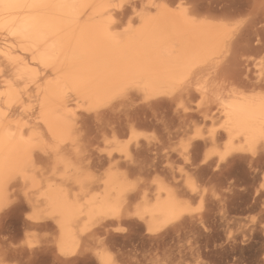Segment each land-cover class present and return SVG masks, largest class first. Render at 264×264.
<instances>
[{
  "label": "bare ground",
  "instance_id": "bare-ground-1",
  "mask_svg": "<svg viewBox=\"0 0 264 264\" xmlns=\"http://www.w3.org/2000/svg\"><path fill=\"white\" fill-rule=\"evenodd\" d=\"M191 4L0 0V264H44L39 253L51 264L105 256L115 264H264L260 186L237 188L225 171L212 195L218 214L190 211L211 167L264 156V7ZM128 7L124 22L118 15ZM181 74L190 79L172 94ZM198 85L207 89L203 104ZM59 127L75 141L60 144ZM149 129L155 138L141 132ZM197 130L204 139L193 140L186 163L177 146ZM255 143L253 155L246 149ZM225 150L214 161L211 153ZM174 159L185 167L175 171ZM185 174L202 191L192 193ZM30 232L42 236L36 247L25 243Z\"/></svg>",
  "mask_w": 264,
  "mask_h": 264
},
{
  "label": "rangeland",
  "instance_id": "rangeland-1",
  "mask_svg": "<svg viewBox=\"0 0 264 264\" xmlns=\"http://www.w3.org/2000/svg\"><path fill=\"white\" fill-rule=\"evenodd\" d=\"M189 3L194 6L197 9H201V10H206V6L208 4V2L210 3L212 0H188ZM204 1V2H203ZM207 1V4H206ZM196 3V4H195ZM200 5H199V4ZM203 3V4H202ZM200 8H199V6ZM205 5V6H204ZM201 6L203 8H201ZM129 8V7H128ZM125 9L123 10L121 13H119V18H121L120 15H122L123 21L126 22L130 16V8L129 9ZM121 18V19H122ZM141 132H143L144 134L148 135L151 138H155L157 136V133L154 130H142ZM96 134H94L89 140L90 143L94 144V147H96L99 151H100V136L98 135V137L95 136ZM95 136V137H94ZM122 140H124V137L122 138ZM202 155H199V158ZM217 156H214V161L216 159ZM249 158L248 156H246L245 159L242 160H235L232 161V164L230 165L229 169L227 170L226 168H224L223 170H221V172H218V170L213 169L212 167L206 171L204 173V175L202 176V178H200L201 180L204 178L206 183H205V188L207 189L206 194H200L198 196H196L195 198L190 200V206H195L197 203L200 204V210L197 211L198 213H206L208 214L209 212H213L214 214H218V210H217V202H215L212 197V195L214 194L215 191H218L219 188H221L223 185H225V180H224V172L225 171H231L233 173L232 175V179L235 182L237 188H244L247 186H252L255 185L256 187H259L260 184L262 182H264V156L259 157L258 159H256V162L250 163L249 162ZM48 161L44 160L43 164L45 166L48 165ZM172 166L173 169L175 171H180L182 170L185 165H184V161L181 159H174L172 162ZM105 168V167H104ZM154 191L151 189L149 192V198H151L153 196ZM202 197L203 202L201 203L200 198ZM217 205V206H216ZM255 213L254 212H245L244 214H242L241 218H245V219H250L252 216H254ZM234 214H230L229 217L231 218L230 222H231V231L235 232L236 228H237V222L233 223V217ZM238 216V215H235ZM209 221V220H208ZM210 223V222H208ZM27 235H29V240L31 241V243L33 244V246H37L40 244L41 241H43L42 236L39 234H33L32 232L28 233ZM21 241H25L26 238L25 236H21L20 237ZM253 248L246 250V252L248 253H252ZM256 251H257V245H256ZM112 256H115L114 251L110 252ZM40 256L38 255L39 259H43V263L46 264V259H47V264H51V255L48 256H44V253H39ZM43 255V256H42ZM42 257V258H41ZM44 257V258H43ZM46 257H49L46 258ZM46 258V259H45ZM204 258L206 259V256L204 255ZM45 260V261H44ZM50 261V262H49ZM59 264H63V263H59ZM188 264H197V262H188Z\"/></svg>",
  "mask_w": 264,
  "mask_h": 264
},
{
  "label": "snow or ice",
  "instance_id": "snow-or-ice-1",
  "mask_svg": "<svg viewBox=\"0 0 264 264\" xmlns=\"http://www.w3.org/2000/svg\"><path fill=\"white\" fill-rule=\"evenodd\" d=\"M260 4L262 7H264V0H260ZM30 7L36 8V7H43V5H37V4H33L30 5ZM159 7V6H158ZM179 6L176 7V10H179ZM248 17L247 15H243L241 16L239 19L235 20L233 22L232 25V31L233 33L235 32L236 29H238L239 27H241L246 21H247ZM226 42H227V38H226ZM190 79L189 76H184V75H178L175 79V83L173 85L172 88V94L178 90V87L183 86V84H185L188 80ZM197 91L202 92L201 95V103L203 104L205 101H208L209 97L207 95V89H201L199 87V85L197 86ZM153 97L150 95L145 94V99H152ZM219 98H217L218 100ZM177 107H182L181 105H177ZM185 111H187V109H185ZM69 132L70 129L66 128V127H59L56 129V136L59 138V143L63 144L65 142L66 139L71 138L73 140V142L75 141L74 137H70L69 136ZM208 135L211 136L212 135V130H210L208 132ZM197 136H199V138L204 139V136L200 135L199 130H197L196 136H193L191 138H189L186 142L179 144L177 147L183 152V156H184V160L185 162H189L188 161V156L184 155L185 153L188 152L190 146L192 145V142L194 139L197 138ZM260 142L264 143V129L261 130V138H260ZM255 144H250L249 147L246 149L248 152H250L251 154L255 155ZM47 147L51 148L52 151H58V147L59 145H48ZM175 150V149H174ZM209 155L210 153L206 152L204 154V158L203 160H201V164L205 163L208 159H209ZM211 155H215L218 156L219 159L221 161H223L228 155L229 152L227 150L223 151V152H212ZM59 159V158H58ZM186 178H185V184L187 186V188L192 192V193H196L198 191H202L199 186L197 185L195 179L189 175V174H185ZM260 189L264 190V182H262L260 184ZM207 189H203V192H206ZM201 203L203 202L202 197L200 198ZM6 205V201L3 198H0V208L5 207ZM200 210V204H196L195 206H190V211L192 213H196L197 211ZM27 219L29 220H35V218L32 215H29L27 217ZM123 230V229H121ZM27 244L28 247H33V244L31 243V241H26L25 242ZM61 253L63 254V250L61 251ZM102 264H115V261L110 257V256H105L102 259Z\"/></svg>",
  "mask_w": 264,
  "mask_h": 264
}]
</instances>
